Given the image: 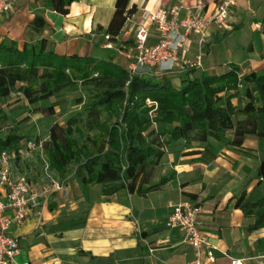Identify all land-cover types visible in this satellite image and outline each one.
<instances>
[{
	"label": "crops",
	"instance_id": "obj_1",
	"mask_svg": "<svg viewBox=\"0 0 264 264\" xmlns=\"http://www.w3.org/2000/svg\"><path fill=\"white\" fill-rule=\"evenodd\" d=\"M196 1L129 0L126 8L134 5L135 10L120 30L128 31L130 41L145 11L182 5L183 17L186 8ZM45 3L46 0H13V8L3 22L10 32L34 34L23 41L46 38L47 49L58 55L111 57L127 67L118 42L108 46L103 36L116 0H74L66 15ZM40 13L52 26L35 32L29 24ZM262 19L264 0H237L230 10L227 28L211 25L201 47L197 36H191L188 48L178 52L175 69L156 75L171 77L178 85L183 75L179 71L181 61L193 58L199 50L203 52L202 66L190 70V77L222 74L232 66L242 74L264 72ZM6 36L19 41L8 32ZM159 39L151 27L147 44L154 45ZM231 101L236 104L238 99ZM226 135L230 137L231 132ZM29 154L40 160L43 183L41 158L36 151ZM18 160L30 166L25 157ZM258 168V141L254 136H246L241 147L215 139L188 138L175 142L157 164L146 165L142 187L157 184L164 176L168 180L144 194L121 189L105 196L100 184L84 186L66 175L67 196L51 195L39 214L33 212L23 223L11 227L10 233L19 238L17 259L28 264H193L194 249L182 242L177 228L165 225L173 204L190 201L200 206L197 226L215 246L214 262L203 257V264H230L232 259L241 264H264V227L249 230L254 216L244 215L237 205L240 197L251 202L264 197V181L258 176Z\"/></svg>",
	"mask_w": 264,
	"mask_h": 264
},
{
	"label": "trees",
	"instance_id": "obj_2",
	"mask_svg": "<svg viewBox=\"0 0 264 264\" xmlns=\"http://www.w3.org/2000/svg\"><path fill=\"white\" fill-rule=\"evenodd\" d=\"M72 1L46 0L45 6L66 15ZM128 2L116 0L105 30L112 38L134 13V5L126 8ZM46 26L52 25L42 13L29 24L35 32ZM261 32L264 35V19ZM46 42V38L22 43L0 38V126L8 119L2 104L13 92L35 104L77 83L84 86L87 94L76 99L80 110L63 125L53 123L43 142L54 176L64 178L72 172L81 185L100 184L105 196L121 189L144 194L168 180L164 176L144 188V168L157 164L178 140L215 139L241 147L246 136H254L258 176L264 181V72L242 74L232 66L222 74L190 77L185 71L175 85L171 77L151 72L130 75L111 57L58 55L47 49ZM234 97L236 104L231 101ZM40 110L53 113L49 105ZM26 139L12 126L0 135V152L17 151ZM237 205L244 215L254 216L249 230L264 227V197L254 202L240 197Z\"/></svg>",
	"mask_w": 264,
	"mask_h": 264
},
{
	"label": "built area",
	"instance_id": "obj_3",
	"mask_svg": "<svg viewBox=\"0 0 264 264\" xmlns=\"http://www.w3.org/2000/svg\"><path fill=\"white\" fill-rule=\"evenodd\" d=\"M237 0H197L186 8L183 17L180 16L182 5L159 6L155 10L143 13L135 27L131 40L128 41V31L120 30L115 36L104 32L108 46L118 42L119 49L127 61L130 75L138 72L162 74L175 69L179 50L188 48L191 36H197L201 47L207 39V30L211 25L227 28L230 10ZM13 8V0H0V25L5 16ZM159 34V41L154 45L147 44L150 28ZM129 42V43H128ZM201 50L193 58H184L179 66L180 72L190 71L202 66ZM156 71H155V69ZM151 105L150 100H146ZM45 139H26L16 150L0 152V264H28L18 261L20 254L19 238L10 233L13 225H20L31 213H40L43 206L53 194L67 196L69 187L64 178L54 176L49 170L44 155ZM36 151L42 161L43 183L37 185L26 171L18 170L16 161L29 152ZM165 225L177 228L181 232L182 242L194 249L193 264H203L205 257L209 262L215 260V246L209 237L197 226V216L200 206L190 201H183L171 206ZM230 264H241L232 259Z\"/></svg>",
	"mask_w": 264,
	"mask_h": 264
},
{
	"label": "rangeland",
	"instance_id": "obj_4",
	"mask_svg": "<svg viewBox=\"0 0 264 264\" xmlns=\"http://www.w3.org/2000/svg\"><path fill=\"white\" fill-rule=\"evenodd\" d=\"M1 33L4 37L8 32L10 36L17 37L19 41L29 39L30 32H10L6 22L0 25ZM32 38V37H31ZM207 40V39H206ZM201 46H203L205 43ZM202 52V50H201ZM203 53V52H202ZM87 94L85 87L77 83L73 87H67L55 94L45 102L31 104L22 94L13 92L8 99L2 104L3 110L8 115L7 121L0 126V135H3L10 127L16 126L18 132L24 134L29 139H48L49 128L53 123L63 125L68 118L75 115L80 110V105L76 102L79 97H84ZM53 107V113H45L40 110L44 106ZM27 154L25 156L27 163L22 164L17 161L18 170L23 171L27 167V172L36 183H41L40 176V160L36 159L35 155ZM72 172L68 173L71 175ZM37 178V179H35Z\"/></svg>",
	"mask_w": 264,
	"mask_h": 264
}]
</instances>
